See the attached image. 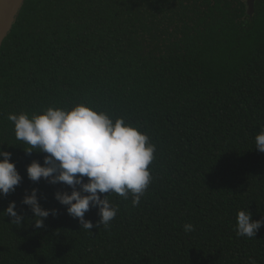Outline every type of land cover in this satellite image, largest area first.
Segmentation results:
<instances>
[{
  "label": "trees",
  "instance_id": "obj_1",
  "mask_svg": "<svg viewBox=\"0 0 264 264\" xmlns=\"http://www.w3.org/2000/svg\"><path fill=\"white\" fill-rule=\"evenodd\" d=\"M80 103L156 149L140 204L98 193L119 211L97 227L90 206V231L54 198L69 186L28 178L46 153L27 154L7 118ZM261 128L264 0L251 16L246 0H25L0 47V149L22 177L0 212L15 201L25 219L0 214V264H264V225L254 238L235 231L238 210L264 219ZM33 188L57 210L39 229L21 203Z\"/></svg>",
  "mask_w": 264,
  "mask_h": 264
},
{
  "label": "clouds",
  "instance_id": "obj_2",
  "mask_svg": "<svg viewBox=\"0 0 264 264\" xmlns=\"http://www.w3.org/2000/svg\"><path fill=\"white\" fill-rule=\"evenodd\" d=\"M8 120L14 125V135L28 147L27 154L46 153L43 165L33 160L26 168L28 178L37 182L44 178L50 184L63 183L72 191H57L54 198L66 207L68 215L78 218L81 228L90 231L93 223L85 219L91 207L99 209L96 226L109 227L119 209L109 199L115 193L124 199L132 196L133 206L140 204L152 182L149 165L154 160L155 145L146 133L123 118L113 120L104 111H97L80 103L71 109L48 107L39 114L10 113ZM3 143H0L2 145ZM255 149L264 153V128L255 136ZM11 152L0 149V195L15 191L22 177ZM85 178L87 181L85 182ZM79 186V189L77 188ZM38 190L25 194L21 203L30 207L35 228L44 226V219L55 216L56 209L42 208ZM98 193L109 195L101 199ZM10 216L11 224L20 227L25 218L16 211V202H9L0 212ZM264 219L253 220L250 211L241 209L236 214L235 231L238 237L254 238ZM191 232V223L183 225Z\"/></svg>",
  "mask_w": 264,
  "mask_h": 264
},
{
  "label": "water",
  "instance_id": "obj_3",
  "mask_svg": "<svg viewBox=\"0 0 264 264\" xmlns=\"http://www.w3.org/2000/svg\"><path fill=\"white\" fill-rule=\"evenodd\" d=\"M25 0H0V47L10 32L21 5ZM255 0H246L247 14L254 12Z\"/></svg>",
  "mask_w": 264,
  "mask_h": 264
}]
</instances>
